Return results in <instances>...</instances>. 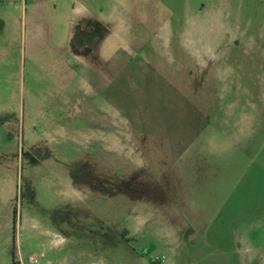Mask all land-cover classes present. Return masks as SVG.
Here are the masks:
<instances>
[{"label":"rangeland","instance_id":"obj_1","mask_svg":"<svg viewBox=\"0 0 264 264\" xmlns=\"http://www.w3.org/2000/svg\"><path fill=\"white\" fill-rule=\"evenodd\" d=\"M0 264H264V0H0Z\"/></svg>","mask_w":264,"mask_h":264},{"label":"built area","instance_id":"obj_2","mask_svg":"<svg viewBox=\"0 0 264 264\" xmlns=\"http://www.w3.org/2000/svg\"><path fill=\"white\" fill-rule=\"evenodd\" d=\"M30 261H33V259H32V258H30Z\"/></svg>","mask_w":264,"mask_h":264}]
</instances>
